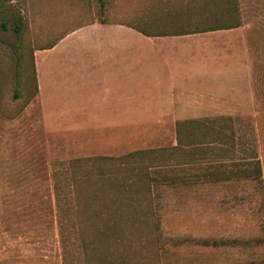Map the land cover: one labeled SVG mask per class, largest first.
Returning <instances> with one entry per match:
<instances>
[{
	"label": "rangeland",
	"instance_id": "rangeland-1",
	"mask_svg": "<svg viewBox=\"0 0 264 264\" xmlns=\"http://www.w3.org/2000/svg\"><path fill=\"white\" fill-rule=\"evenodd\" d=\"M117 1L0 0V264H264V0H122L217 32L208 98H95L61 52L42 96L40 48Z\"/></svg>",
	"mask_w": 264,
	"mask_h": 264
},
{
	"label": "crops",
	"instance_id": "crops-1",
	"mask_svg": "<svg viewBox=\"0 0 264 264\" xmlns=\"http://www.w3.org/2000/svg\"><path fill=\"white\" fill-rule=\"evenodd\" d=\"M90 1L94 3L96 0ZM110 3L100 17L93 4L85 22L78 23L40 48L42 96L46 64L43 55L61 52L81 56L79 77L88 79L95 98L207 97L206 88L214 86L208 85V74L217 70L208 62L209 37L217 32L172 29L171 23L178 20L169 15L163 16L161 21L165 29H157L155 20L158 16L147 20L140 15L135 20L139 19L142 24L137 25L126 10V3L122 0ZM163 11H159L160 14L164 15ZM168 12L166 8L165 13ZM53 31H47L46 36L52 35ZM64 66L70 71L76 67ZM85 71L90 72V76ZM97 88H101L102 95H97L100 93ZM220 88L215 87L216 95L220 94Z\"/></svg>",
	"mask_w": 264,
	"mask_h": 264
},
{
	"label": "trees",
	"instance_id": "trees-1",
	"mask_svg": "<svg viewBox=\"0 0 264 264\" xmlns=\"http://www.w3.org/2000/svg\"><path fill=\"white\" fill-rule=\"evenodd\" d=\"M101 1V0H100ZM180 140L182 139V137L180 136L179 138ZM182 141V140H181ZM247 161H253V160H247ZM210 164H212L211 161H209ZM239 169H233V168H229V169H223L220 171H205V172H201L200 176L202 177H208L210 181H219L222 179L225 180H232L233 178H237L240 175H245L246 177L249 176H253L263 187V174H262V168L260 165V160L257 159L256 161L254 160V165H251L250 167L246 166L244 167L242 170ZM204 244L206 245H226V244H230V242H228V240L221 238V239H212V240H204L203 241Z\"/></svg>",
	"mask_w": 264,
	"mask_h": 264
}]
</instances>
